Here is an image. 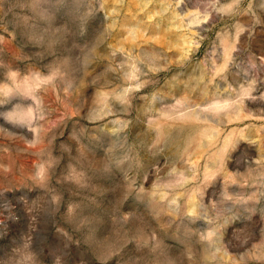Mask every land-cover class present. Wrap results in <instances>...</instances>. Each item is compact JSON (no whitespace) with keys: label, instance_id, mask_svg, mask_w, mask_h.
<instances>
[{"label":"rangeland","instance_id":"rangeland-1","mask_svg":"<svg viewBox=\"0 0 264 264\" xmlns=\"http://www.w3.org/2000/svg\"><path fill=\"white\" fill-rule=\"evenodd\" d=\"M0 264H264V0H0Z\"/></svg>","mask_w":264,"mask_h":264}]
</instances>
